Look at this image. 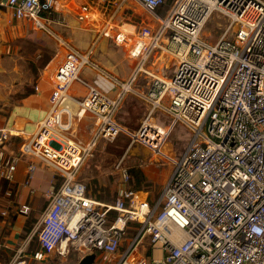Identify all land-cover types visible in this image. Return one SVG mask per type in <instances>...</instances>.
<instances>
[{"label": "built area", "instance_id": "built-area-1", "mask_svg": "<svg viewBox=\"0 0 264 264\" xmlns=\"http://www.w3.org/2000/svg\"><path fill=\"white\" fill-rule=\"evenodd\" d=\"M121 1L137 2L151 16L150 23L124 30L111 15L79 8L74 12L78 21L98 22L91 45L81 51L51 29L53 23L66 26V13L51 0H0L14 20L29 22L64 49L49 110L37 131L16 153L7 147L12 134L0 131V182L13 181L26 155L58 179L39 216L38 249L31 259L73 254L78 264L94 254L96 264L106 259L109 264H264V0H175L163 15L157 11L167 0ZM214 11L228 24L222 37L210 43L200 32ZM101 38L128 48L135 63L126 79L101 70L91 59ZM154 53L175 58L168 77L148 69ZM85 68L112 83L115 94L87 84L81 78ZM142 76L149 80L146 91L136 87ZM74 83L85 87L81 100L71 94ZM129 94L139 97L147 111L132 142L160 148L164 137L150 122L156 115L169 120V131L183 125L189 139L183 151L168 157L172 171L155 202L149 203L147 192L128 187L127 169L118 163L122 186L112 203H101L87 196L78 172L96 142L126 133L117 114ZM72 101L76 115L68 106ZM85 113L93 119V135L82 143L69 133ZM35 169L27 165L25 185ZM3 195L12 207L11 193ZM17 212L27 215L29 209ZM21 253L9 264H28Z\"/></svg>", "mask_w": 264, "mask_h": 264}, {"label": "rangeland", "instance_id": "rangeland-1", "mask_svg": "<svg viewBox=\"0 0 264 264\" xmlns=\"http://www.w3.org/2000/svg\"><path fill=\"white\" fill-rule=\"evenodd\" d=\"M51 1L54 7L59 10L56 6L58 1ZM174 1L175 0H167L166 5L160 8L157 13L160 15L165 14ZM63 2L64 0H62L61 4H63ZM128 2L129 1H127V3ZM127 3L122 4L120 0H106L104 6L107 9L108 15L113 16V22L116 25H122L121 29L127 30L132 28V26L138 27L143 23H150L151 16L137 2L132 3L131 6ZM125 4L127 5L125 6ZM77 9L78 7L72 5L66 9L64 8L63 11L68 12V14H74ZM141 17H143V19H141ZM227 24L228 18L214 11L207 17L200 32V37L210 43H215L222 37ZM75 25L79 26L78 23ZM67 28H70V26H67ZM88 32L92 34L94 39L96 34L89 29ZM100 41H104V45L101 48L99 46L100 44L96 45L91 59L95 61L99 68L100 65H103L102 63L111 62V64L114 65L112 71L117 74L115 75L111 72V75L116 77L119 76L120 78L125 77L124 79H126L135 63L128 55V48L116 47L107 39L101 38ZM16 44L19 43L17 42ZM22 44V46H18H21L22 52H25L26 69L30 74L35 75L38 69L45 66L49 58V52L44 49L39 58H34L31 46L28 44L24 45V43ZM87 48H85V50ZM175 61V58H171L163 53H154L152 58L148 61L147 67L159 77H168L174 68ZM148 82L149 80L143 79V76L138 78L136 82L137 90L146 91ZM32 87L33 81L29 82L27 86H24V92H29ZM79 94L82 95L83 92ZM20 96V94L15 95L13 98ZM77 99L81 100V98L78 97ZM11 102L13 103L15 100L11 99ZM75 110H77V105ZM146 115V107L139 97L133 94L127 95L117 114V121L125 129L126 133H120L118 137L111 142L104 140L96 142L91 150V156L81 165L78 172V179L85 184L89 193L94 195L97 201L101 203H112L116 198L122 186L121 175L117 169L118 163L127 169L129 175L128 187L147 192L150 204L155 202L160 196L163 183H154L150 178L155 171L157 173L160 172V175L164 174V177L168 176L171 170L168 157L176 156L184 150L189 139V130L183 125L178 124L169 131V120L166 117L156 115L150 122L156 125L155 127L164 138L160 148L158 150H152L138 141L132 142L131 138V135L138 131L142 122L146 119ZM158 119L161 121H158ZM69 134V137L75 141H80L82 143L89 141L93 135L92 117L88 113H85L82 117L76 118L72 132ZM135 172H140L143 176V182L139 184L140 186H138L135 179ZM3 197L2 190H0V264H9L16 256L19 249H22L21 257H23L28 264H76L77 256L73 254L68 255L66 259H61L58 256H51L43 262L32 260L31 253L38 247L37 224L39 217L36 219H27L23 229L19 227L17 223L13 227V206L8 207ZM2 211H7L5 216L1 214ZM18 229H22V231L18 236L16 244L14 247H9L7 239L10 234L12 237L16 238L15 234ZM131 232L132 230H127L126 236L129 237ZM124 248L125 243H123L120 251ZM95 262L96 261H94V264H96ZM109 263V259L103 262V264Z\"/></svg>", "mask_w": 264, "mask_h": 264}, {"label": "crops", "instance_id": "crops-1", "mask_svg": "<svg viewBox=\"0 0 264 264\" xmlns=\"http://www.w3.org/2000/svg\"><path fill=\"white\" fill-rule=\"evenodd\" d=\"M1 1L5 2V0ZM57 1L56 6L61 11L74 5L78 9L92 10L98 12L99 15L109 17L104 6L106 0H64L63 4H61L62 0ZM121 3H127V1H121ZM132 3L136 2L129 1L127 4L131 6ZM65 13L66 27L56 23L50 24V27L59 37H63L71 45L84 51L89 43L91 45L92 42L90 41H93L92 34L88 32V29L95 33L93 26L98 22L94 21L88 26L86 23L78 21L74 14ZM76 23L79 26L75 25ZM67 26H70V28H67ZM99 41L100 39L96 45L100 44L101 48L104 41ZM17 42L19 44H16ZM22 43L31 46L34 58H39L44 49L49 52V58L45 66L38 69L35 75L30 74L26 69V56L25 52H22ZM63 59L64 49L58 45L53 37L33 29L29 22L14 20L10 9L0 6V131L12 134L7 144L9 150L16 153L24 140L37 131L39 123L46 117L49 110V96L53 87V76ZM102 64L100 65L101 70L107 73L110 71L109 74L113 73L114 65L111 62ZM81 78L87 84H97L110 95H114L117 90L112 83L105 80L95 70L85 68ZM118 78L124 80L125 77L120 78L118 76ZM31 81H33L32 89L29 92H24V86H27ZM81 92H83L82 95L79 94ZM84 92V85L80 83L73 84L71 94L75 98L82 99ZM19 94L20 97L13 98ZM11 99H14L15 102L12 103ZM72 105L75 106L74 101L68 102L71 113L76 115L75 107H72ZM28 164H34L36 169L29 185H25ZM170 167L171 170L168 176L164 177V174L160 175V172L155 171L150 178L151 181L163 183L164 186L172 171L171 164ZM57 183V177H54L53 172L45 167L43 163L30 156H22L16 167L13 181L9 183L0 182L2 193L4 191L11 193L10 200L13 202L12 213H14L12 226L14 227L17 223L23 229L27 219L38 218L47 206L49 194L57 186ZM23 207H28L29 212L27 215L17 212ZM22 229L16 231V238L12 237L11 234L9 235L7 239L9 247L15 246Z\"/></svg>", "mask_w": 264, "mask_h": 264}, {"label": "trees", "instance_id": "trees-1", "mask_svg": "<svg viewBox=\"0 0 264 264\" xmlns=\"http://www.w3.org/2000/svg\"><path fill=\"white\" fill-rule=\"evenodd\" d=\"M134 176H135V179H136V181H137V183H138V186H140L139 184L143 182V176H142V174H141L140 172H135ZM128 186H129V184H128ZM86 189H87V188H86ZM134 190H135V189H134ZM136 190H139V189H136ZM87 196H89V197H91V198H93V199L96 200L95 196L89 194V191H88V190H87ZM111 215H114V213H111ZM37 249H38V247H37L34 251H36ZM34 251H33V252H34ZM33 252H32V253H33ZM32 253H31V254H32Z\"/></svg>", "mask_w": 264, "mask_h": 264}, {"label": "water", "instance_id": "water-1", "mask_svg": "<svg viewBox=\"0 0 264 264\" xmlns=\"http://www.w3.org/2000/svg\"><path fill=\"white\" fill-rule=\"evenodd\" d=\"M80 10L77 9L75 12H79ZM95 261V255L94 254H89L83 257L78 264H94Z\"/></svg>", "mask_w": 264, "mask_h": 264}, {"label": "bare ground", "instance_id": "bare-ground-1", "mask_svg": "<svg viewBox=\"0 0 264 264\" xmlns=\"http://www.w3.org/2000/svg\"><path fill=\"white\" fill-rule=\"evenodd\" d=\"M71 112V111H70Z\"/></svg>", "mask_w": 264, "mask_h": 264}]
</instances>
